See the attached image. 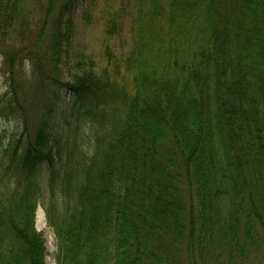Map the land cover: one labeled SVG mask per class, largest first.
I'll return each instance as SVG.
<instances>
[{"label":"trees","instance_id":"trees-1","mask_svg":"<svg viewBox=\"0 0 264 264\" xmlns=\"http://www.w3.org/2000/svg\"><path fill=\"white\" fill-rule=\"evenodd\" d=\"M72 1L0 0V115L19 125L0 146V264H45L39 202L55 264L264 257V0H123L127 28L107 5L102 67L65 60Z\"/></svg>","mask_w":264,"mask_h":264},{"label":"rangeland","instance_id":"rangeland-1","mask_svg":"<svg viewBox=\"0 0 264 264\" xmlns=\"http://www.w3.org/2000/svg\"><path fill=\"white\" fill-rule=\"evenodd\" d=\"M89 4V0H73L67 11L64 13V20L70 21V43L68 44L67 54L65 55V60L70 64L69 67L72 66V62L74 60L75 55H83L86 57L92 58L97 66H103L106 61L103 55V39H104V31L103 25L105 21L106 9L107 5L110 6L111 9L117 11L119 9H123V12H126L123 18L124 27H128L129 23V15L132 12L131 4L128 7L123 0H99L95 5L94 9L91 11L89 15V20L85 16L86 7ZM110 45L112 47L113 55L121 49L118 41H110ZM122 47H125L126 44L121 43ZM116 52V53H115ZM117 56V55H116ZM115 56V57H116ZM2 56L0 55V96L6 90V76L4 67H2ZM25 71L29 72L30 66L27 62L24 61ZM67 73V72H65ZM67 74H65L66 76ZM32 96V94H30ZM60 100L58 101L57 107L54 110L53 115L50 119V124L54 131H61L66 127H69L71 124H68L69 121L67 117V102L70 101V96L65 91L60 92ZM68 120V122H66ZM18 123L14 119H7L0 115V146L4 138L8 135L16 133L18 131ZM81 129L84 133V140L82 143V147L85 150H89L93 141V128L89 125L85 124L81 126ZM5 141V140H4ZM45 180V175L43 176ZM41 209L44 215L43 220L40 222H36L35 218V227L38 231L43 233V237L45 239V247H46V257L45 264H55V255H56V239L53 229L48 226L46 215L44 211L43 205L39 202L37 206V211ZM250 264H264V257L259 254L257 256V260L255 262L252 261Z\"/></svg>","mask_w":264,"mask_h":264},{"label":"bare ground","instance_id":"bare-ground-1","mask_svg":"<svg viewBox=\"0 0 264 264\" xmlns=\"http://www.w3.org/2000/svg\"><path fill=\"white\" fill-rule=\"evenodd\" d=\"M44 215L41 209L38 210L37 214H36V222H40V220H43Z\"/></svg>","mask_w":264,"mask_h":264}]
</instances>
